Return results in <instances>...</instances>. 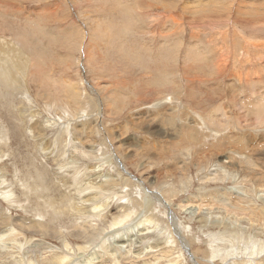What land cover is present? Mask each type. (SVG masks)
<instances>
[{"label":"rangeland","instance_id":"rangeland-1","mask_svg":"<svg viewBox=\"0 0 264 264\" xmlns=\"http://www.w3.org/2000/svg\"><path fill=\"white\" fill-rule=\"evenodd\" d=\"M0 242L264 264V0H0Z\"/></svg>","mask_w":264,"mask_h":264},{"label":"bare ground","instance_id":"bare-ground-1","mask_svg":"<svg viewBox=\"0 0 264 264\" xmlns=\"http://www.w3.org/2000/svg\"><path fill=\"white\" fill-rule=\"evenodd\" d=\"M5 70V69H4ZM8 81V80H7ZM10 81H12V80H10ZM199 160V159H198ZM197 163V162H196ZM198 165V164H197ZM201 165H203V162H202V164ZM199 168V167H198ZM200 169V168H199ZM82 224V223H81ZM11 227V226H10ZM85 230H86V232H87V227L85 228V226L83 227ZM12 232V231H11ZM14 232V231H13ZM85 232V233H86ZM15 233V232H14ZM85 233H83L82 231H81V233H80V235L81 236H84V234ZM88 233V232H87ZM86 233V234H87ZM5 234V233H4ZM2 236V235H1ZM11 236V235H10ZM142 236V235H141ZM8 239V238H7ZM1 243V242H0ZM84 247V246H83ZM262 247H263V243H262V245L261 246H259V247H257V249H262ZM87 248V247H86ZM79 250H85V248H80ZM69 260V258H67V257H62V258H60V259H58V261H59V263H61V264H64V263H66L67 261ZM21 264V263H20ZM80 264V263H79Z\"/></svg>","mask_w":264,"mask_h":264}]
</instances>
